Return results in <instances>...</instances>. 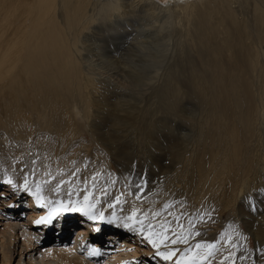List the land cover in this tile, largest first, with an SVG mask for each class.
Segmentation results:
<instances>
[{"label":"bare ground","instance_id":"obj_1","mask_svg":"<svg viewBox=\"0 0 264 264\" xmlns=\"http://www.w3.org/2000/svg\"><path fill=\"white\" fill-rule=\"evenodd\" d=\"M189 104H194L185 122L189 133L165 125ZM82 130L102 148L93 160L102 158L111 171L123 154H117L116 143L147 146L152 135L163 139L153 143L157 154L173 157L163 170L179 166L168 184L158 186L154 199L129 195L131 203L119 216L133 206L159 212L151 223L157 229L165 225L171 237L173 227L189 228L199 207L214 221L196 227L197 242H215L220 228L233 237L229 243L221 238L213 264H229L224 260L229 251L249 257L246 264L250 258L259 260L264 208L252 211L251 205L260 197L264 201V0H0V145L6 156H28L38 142V152L50 146L62 155ZM52 157L60 160L58 154L42 159ZM82 165L87 171L86 162ZM6 172L21 175L12 168ZM4 179L5 172H0V218L5 219L0 234L9 241L7 261L16 240L23 242L18 264H90L79 249L97 259L95 264L105 256L113 238L109 234L104 241V232L119 227L103 228L84 216L74 226L68 223L70 213L51 225L61 246L49 245L45 237L38 242L42 247L34 245L33 237L46 231L35 221L48 210L32 196L14 193ZM172 180L181 188L177 194L172 193ZM27 210L30 223L19 221ZM225 213H230L228 224ZM67 225L79 227L72 246L65 245ZM97 226L99 232L93 230ZM249 235L255 240L254 252ZM141 236L119 237L108 264L140 261V253H149L140 246L145 242ZM239 241V249H232ZM88 246L100 254L89 255Z\"/></svg>","mask_w":264,"mask_h":264},{"label":"rangeland","instance_id":"obj_2","mask_svg":"<svg viewBox=\"0 0 264 264\" xmlns=\"http://www.w3.org/2000/svg\"><path fill=\"white\" fill-rule=\"evenodd\" d=\"M189 105L190 106H188V108L183 109L187 113H185V112L176 113V115H172V117L168 119L166 124L165 123H163V124H165L167 127H170L171 130L176 129L177 131L179 130V132L182 131V132L189 133V127L187 126V124L185 122L187 120L186 118L189 116L188 114L192 115L191 112H193V110H194V104H189ZM179 114H180V116H179ZM44 133H45V131H42V134H44ZM4 138L6 140H8V137L6 135H4ZM162 140H163L162 138L158 139L156 136L152 135V140H151V142H149L147 144V146H142V145L136 144V146L134 148L131 146V144L127 143L128 140H126V142L123 140L119 144L116 143L115 145H117V147H118L117 154L123 153L121 155L123 158L122 157L120 158V160L122 162L120 160L118 161L119 167L116 166L115 164H112L113 165L112 166L113 171L110 170L111 167H109L108 165H105L102 162V158L100 159V157H97L95 160H93V156H95L96 154L98 155V154L102 153V148L94 142L92 136L88 132H86L85 130H82V132H80V134L73 139L71 147L67 148L62 155L60 153H57L56 150L54 151L53 147H50V146H46L47 152H45V151L44 152H38V149H36V147L38 146V143H39L38 142L36 144L35 150L28 153V156L25 155L23 158H19V159L14 160L11 156H6L7 152L4 150V147L2 145H0L1 146L0 147V172L4 173L7 171L8 168H12L13 170L20 171V173H21L20 176H18V174L14 173V172L9 173V176L13 179V181L15 183L19 184V183L23 182L24 173H26V172L27 173H31L33 171L35 172V175H29L28 176V179L30 182L42 181L43 179L46 178L45 172H50L55 166H57L58 168H61L60 172H58V173H52L51 172V174L54 177H56V179L52 181L53 186L61 178L65 179L66 181H70V185L69 184L62 185L61 186V192L59 194L46 190L44 192V194L47 198H49V199H67L69 187H71L72 199L73 200L78 199L82 202L83 196L86 194L85 193V187L86 186H85L84 181H87V189H88V191L92 192V194H93L92 197H90V200L92 203H95V206H96L95 210L98 212L103 211L106 216H111L113 212H115L116 215L119 216L120 214L125 213V210L128 207L129 198L132 195L133 196L140 195L141 200H143L144 198L154 199L156 197L158 191H159L158 186H159V189H161V187L168 184L169 183L168 181L170 179H172V177L177 173V169L179 168L178 164L171 165L170 169H168L167 171L163 170V168H162V166L165 167V166L171 164L173 157H171V155L168 152L161 154V156H162L161 157L155 151L156 149L152 147L155 145V144H153V143H155V141L163 143ZM16 143L22 144L19 142H16ZM33 144L34 143H31L30 145L25 144L24 147L30 148ZM95 144H96V146H95ZM101 144H102V142H101ZM74 146H75V148H74ZM40 148L45 149V145L44 146L41 145ZM73 150H74V152L72 153ZM124 152H126V153H124ZM71 153H72V156L74 158L71 156ZM44 154H46V155L47 154H51V155L58 154L60 157V160H54L53 159L54 157H52L50 160L49 159L43 160L42 156ZM68 154L70 156L69 158L66 157ZM110 154H113L112 150H111ZM64 155H65V157H64ZM65 158L69 159V160H71L70 158H73V160H71L73 162H71V163L74 165H71V164L68 165L67 160ZM33 160L36 161L35 164H33ZM41 160H43V161H41ZM83 161L86 162V164H87L86 165L87 171H84V166L82 165V163H84ZM97 164H99V166ZM95 166L97 167V169L94 168ZM57 171H58V169H57ZM138 171H139V173H138ZM73 173H75V175H72ZM11 174H13V175H11ZM87 174L90 176L89 178L87 177ZM93 175H96L95 182L92 180ZM129 181H131V183ZM145 181H146V184H144L143 185L144 187L142 188V190L138 192V186H141L142 183ZM93 183H95V187H93ZM176 183L178 184L177 180H172V185H171V187L173 188L172 193H175L176 190L179 191L181 189L180 187H177L178 185ZM130 187H132V188H130ZM7 193H9V192H7ZM175 194H177V193H175ZM21 195L25 197L28 194L22 192ZM129 195H130V197H129ZM117 196H120L121 203L119 205H115L113 208H109L108 205L110 203H112ZM181 200L182 201L184 200V203L189 202L187 197L184 198V196L181 197ZM257 202H260V204L264 203V201L262 200L261 197L254 204H255V207L264 208L263 207L264 205L261 206ZM14 207H15V205H14ZM28 212H29L28 210L25 211L21 215V217L19 218L20 219L19 221L30 223V220H28V217H27ZM1 214H3L2 210H0V215ZM63 214H65V213H63ZM70 216H71L70 217L71 219H68V223L73 222L74 226L81 223V217H83V215L81 213H70ZM72 216L75 217V219ZM203 216L204 215L201 213L200 208L196 207L194 209V214L192 215V220L194 219L193 222L195 221V224H194L195 227H197V228L200 227V229H201L202 227L200 224H202L204 222L206 224L207 223L210 224V222H211L213 225V221H214L212 219L213 217H211V216L209 217L206 215L204 217ZM201 217H202V219H201ZM56 219H57V217L54 220H56ZM165 219L167 222H169L168 218H165ZM54 220H53V223H54ZM197 220L200 223H198ZM223 220L226 224H228L230 221V213H225V215H223ZM0 223H2V224L5 223L4 217L0 218ZM209 224L205 225V227L210 226ZM73 225H70V226L67 225L68 235H67V241H65L66 246H72L74 244V239L77 236L76 231L79 227H72ZM106 225H107L106 223L105 224L101 223V226L103 228H105ZM41 226H43V225H39V227H41ZM1 228L3 229L4 226L0 225V231L2 230ZM173 229H175V233H180L182 231V229H183L184 235H187V233H188V228L184 229V228L173 227ZM218 230L219 231L217 232V234L215 236V240H214L215 242L220 241L222 234H223L222 228H220ZM244 231L246 232L245 227H244ZM38 233H39V230L37 231L36 234H38ZM104 233H105V235L103 236L104 241H105L106 237L109 236V234L113 238V241H112V243H110L111 245L109 247H106L107 252L104 253L105 256L100 258V261H98L97 264H108L109 262H107V261H111L112 252L115 251L119 246V242L121 240V238H119V237H122L123 234H128V236L133 235V233L128 232L127 230H125L123 228H119V230H117V231H110L109 233L108 232H104ZM118 234H121V235L118 237ZM56 235L59 236V234H57L54 227L49 225L46 227V231H42V233L40 232L38 236L33 237V242L36 241V243L34 245L37 244V246L42 247L39 245L38 242H41L42 239H44V237H45V239H50L51 242H49V245L51 244V246H57V247L61 246L62 241H57ZM249 236L251 239V249L254 252V250L256 248L255 240L251 235H249ZM2 237H3V235L0 234V264H18V260L20 259V254L22 252V250H20L21 249L20 246L23 244V242H21V241L18 242L17 240L12 242V244L10 245V249L12 251L11 257H10L9 261H7L5 259V253H6L5 246H6V244H9V241L6 239H3ZM134 237L137 238L138 235H135ZM138 239L141 240L143 238L141 236ZM92 240L96 241L95 239H92ZM15 242H16V247L13 246V244ZM196 242H197V240H195L192 237L190 239L189 245L186 246V245L180 244V245L174 246V247H177L178 254L176 257H174L173 261H170L169 263L175 264V260L179 259L183 255L184 248L185 247H194ZM219 244L220 243H217V246ZM242 244H243V242L239 241V243L237 245L240 246ZM140 246H141L142 250H148L149 253H140V259H139L140 261H137L138 258H136L135 259L136 262L132 263V264H154L155 261H161L159 258H157L153 255L154 250L151 248V246L149 244H147L146 241L142 242ZM238 249H239V247H238ZM78 251H79V254L83 255L86 262L91 261L90 264H95L92 261H97V259H92V258L87 256L88 251H86L84 249H79ZM36 257H38V255H36ZM23 259H24V261H28V257L27 258L23 257ZM247 261H248V259L246 258L243 261V264L244 263L246 264ZM161 262H164V261H161ZM130 263H131V261L128 260L127 264H130ZM164 263H168V262H164ZM238 263L242 264L241 260L239 259L238 254H237V257L234 259V264H238ZM20 264H22V263H20ZM158 264H160V263H158Z\"/></svg>","mask_w":264,"mask_h":264},{"label":"snow or ice","instance_id":"obj_3","mask_svg":"<svg viewBox=\"0 0 264 264\" xmlns=\"http://www.w3.org/2000/svg\"><path fill=\"white\" fill-rule=\"evenodd\" d=\"M36 161L33 160V164ZM78 171V170H77ZM29 175H35V172L24 173V179L22 183H15L13 179L5 172V179L3 183L11 187V190L14 193L24 192L28 195L32 196L37 204H40L42 207L47 208V214L41 216L39 219L35 221L36 225H43L45 227L52 225L53 220L60 216L63 213H81L83 216L87 217L89 221L93 222H101L106 223L108 225H113L119 228H123L128 232L139 233L142 235V238L151 246L154 250L153 255L159 258L161 261L170 262L173 261L174 257L178 254L176 245H189L190 239L195 236H199L200 233L196 230L195 225L192 220H189V228L187 235L183 234V229L180 233H173L170 237L168 234V228L161 224L159 228H154L151 220L160 215L159 212L152 211L151 214L149 212H141V210L135 206L132 207L131 211L123 216H117L115 212L112 213L111 216H106L103 211L95 210V203H92L90 197H92V192L87 189V181L85 183V195L83 196V201L73 200L72 199V191L71 187H69L68 198L67 199H48L44 192L51 191L59 194L61 192V186L65 184L70 185V181H66L61 178L58 182L53 186L52 181L56 179L51 172H45V179L42 181L30 182L28 179ZM72 175H75L73 173ZM92 180L95 182L96 175H93ZM146 184V181L142 183L141 186H138V192L142 190L143 185ZM93 187H95V183H93ZM106 194V193H105ZM137 199H140V196L137 195ZM121 203L120 196H117L115 200L110 203L109 208H113L115 205H119ZM12 205H10L11 207ZM171 207L170 204H165L164 208L169 209ZM251 210L256 211L254 202L251 205ZM204 215H210L209 213H205ZM202 219V217H201ZM147 221V223H146ZM59 226V225H57ZM96 232L100 231V227H94L93 229ZM236 235L239 236L241 233L239 231L236 232ZM225 243H229L233 240L232 235L225 236L222 234L221 237ZM247 239V237H245ZM216 242H196L193 247H185L183 250V255L175 260V264H213V259L219 249L217 248ZM171 245V246H170ZM89 247V255H99L100 250L96 247ZM232 249H236L238 247L237 244L232 243ZM247 250H245V253ZM237 257L236 251H229L228 256L224 257V260L228 261L229 264H234V259ZM249 258L245 254L239 255V259L242 264L243 261ZM251 264H264V249H260L259 251V260L255 258H250ZM223 264V261L221 262Z\"/></svg>","mask_w":264,"mask_h":264}]
</instances>
